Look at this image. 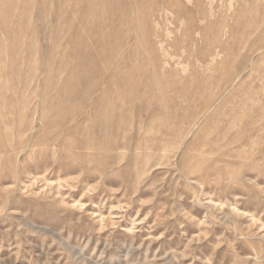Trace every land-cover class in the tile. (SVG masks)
Returning a JSON list of instances; mask_svg holds the SVG:
<instances>
[{"label":"rangeland","instance_id":"rangeland-1","mask_svg":"<svg viewBox=\"0 0 264 264\" xmlns=\"http://www.w3.org/2000/svg\"><path fill=\"white\" fill-rule=\"evenodd\" d=\"M0 264H264V0H0Z\"/></svg>","mask_w":264,"mask_h":264},{"label":"bare ground","instance_id":"bare-ground-1","mask_svg":"<svg viewBox=\"0 0 264 264\" xmlns=\"http://www.w3.org/2000/svg\"><path fill=\"white\" fill-rule=\"evenodd\" d=\"M92 5H95V2H90V3H88V7H90V8L94 7V6H92ZM100 40H102V39H100Z\"/></svg>","mask_w":264,"mask_h":264}]
</instances>
